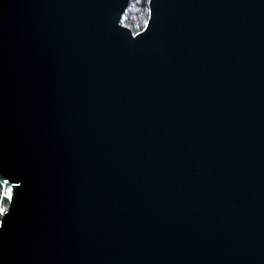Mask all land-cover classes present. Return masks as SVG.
I'll list each match as a JSON object with an SVG mask.
<instances>
[{
    "label": "water",
    "instance_id": "water-1",
    "mask_svg": "<svg viewBox=\"0 0 264 264\" xmlns=\"http://www.w3.org/2000/svg\"><path fill=\"white\" fill-rule=\"evenodd\" d=\"M0 0V264H264V0Z\"/></svg>",
    "mask_w": 264,
    "mask_h": 264
},
{
    "label": "trees",
    "instance_id": "trees-1",
    "mask_svg": "<svg viewBox=\"0 0 264 264\" xmlns=\"http://www.w3.org/2000/svg\"><path fill=\"white\" fill-rule=\"evenodd\" d=\"M148 17V0H129L120 22L133 33L143 29ZM1 193V188H0Z\"/></svg>",
    "mask_w": 264,
    "mask_h": 264
},
{
    "label": "built area",
    "instance_id": "built-area-1",
    "mask_svg": "<svg viewBox=\"0 0 264 264\" xmlns=\"http://www.w3.org/2000/svg\"><path fill=\"white\" fill-rule=\"evenodd\" d=\"M0 188V209H3V211H0L1 216L7 209L8 201L12 192V184L7 179L0 177Z\"/></svg>",
    "mask_w": 264,
    "mask_h": 264
},
{
    "label": "snow or ice",
    "instance_id": "snow-or-ice-1",
    "mask_svg": "<svg viewBox=\"0 0 264 264\" xmlns=\"http://www.w3.org/2000/svg\"><path fill=\"white\" fill-rule=\"evenodd\" d=\"M0 211H3V209H0Z\"/></svg>",
    "mask_w": 264,
    "mask_h": 264
}]
</instances>
